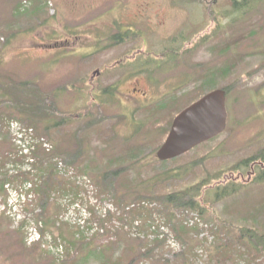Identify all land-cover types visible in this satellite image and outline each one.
<instances>
[{
  "label": "rangeland",
  "instance_id": "rangeland-1",
  "mask_svg": "<svg viewBox=\"0 0 264 264\" xmlns=\"http://www.w3.org/2000/svg\"><path fill=\"white\" fill-rule=\"evenodd\" d=\"M21 1L0 0V34L8 41L2 49L0 84L28 81V85L21 84L18 89L29 86L33 91L35 85H40L46 93L43 92L42 97H29L27 101L31 103L32 112L40 113L39 128L48 123L49 133L46 134L54 142V154L78 171L88 173L95 181L98 199L113 202L118 206V212L114 210L116 213L112 214L111 209H105L106 217H109L102 224L103 232L92 230L89 240L77 238V229L72 225L55 228L53 221L66 206L52 198V194L70 193L75 197L77 188L59 177L49 157L40 154L37 170L42 183L36 197L24 203L19 201L11 211L12 221L0 217V264H57L38 246H27L24 242L27 221L36 222L39 216L47 230L58 232L65 238L64 264H218L210 252L214 245L225 240L230 250L235 249L231 253L233 262L246 264V259L236 252L243 247L236 245L235 236L238 227L251 225L264 235V178L257 180L261 171V166L257 165L261 161L252 166L254 172L251 165L238 170L232 168L253 149L264 145V69L247 74L259 61L264 62V0H55L54 16L48 14L42 0H27L31 3L29 10L18 13ZM39 8V18H48L52 29L47 23L36 25L33 21L36 15L33 10ZM41 30L46 32L44 37ZM74 31L79 33V38L73 37L71 32ZM49 32L52 40L56 38L57 41H49ZM110 32L114 38L125 40L124 45L98 56L100 61L109 57L104 65L111 70L114 58L117 59L122 49H126L124 55L127 54L120 59L125 70L127 65L141 69L153 62L138 75L120 81V91L133 94L132 81L138 78L141 82L138 93L153 98L149 105L167 96L168 101L177 97L182 107V98L186 95H190V99L211 87L233 84L226 100L227 129L186 154L161 162L154 160L152 152L153 146L161 141L159 128H150L149 123L148 129L142 128L133 134L137 129L134 130L133 122H148L147 111L139 108V100L124 94H119L117 99L121 98L120 101L97 98L91 105L84 100L83 110L96 117H106L97 126L88 128L81 126L85 118L73 120L70 115L75 113L81 94L70 101L73 92L68 90L65 96V90L61 88V94L58 86L65 82L70 84L71 80L65 81L64 78L73 79L78 72L73 70L70 61L64 59L57 63L59 53L64 52L60 46H104L108 42L104 39L105 34ZM87 37H99V43L90 44ZM50 45L58 48L47 50ZM134 48L135 57L132 56ZM84 50L82 47L77 49L78 53L75 49L66 52L81 62L80 52ZM158 55L165 63L163 66L158 67ZM36 58L43 60L35 62L45 72V75L40 72L42 79L32 77L33 70L37 69L32 66ZM88 68V64L83 67L77 64V71L82 69L81 73H85V83L89 84L85 89L88 91L95 83L106 86L113 83L114 78L119 80L118 75L124 72L116 68L92 79ZM73 85H76L75 80ZM99 86L101 94H106ZM19 90L14 91L12 86L1 88L0 85L2 160L16 154L12 140L20 144L18 138L12 136L11 140L8 135L7 120L18 117L28 123L25 121L27 113L18 109V102L15 104L5 98L7 93L13 95ZM166 105L170 106V102ZM117 113L124 118L119 119ZM59 120L63 121L62 127H59ZM101 126H112L115 135L108 137V130ZM133 130L132 136L124 137ZM137 142L138 145L131 150L142 151L139 154L122 147ZM139 155L145 158L139 160L136 168L125 166L131 156ZM194 159L203 160L200 165L191 167ZM215 170H224V174L214 180L211 187L216 183L223 184L227 179L238 184L255 182L244 185L220 201H213L212 194H205L207 211L204 214L197 215V210L188 207L174 209L170 214L162 196L164 192H172L181 185L215 173ZM107 171L117 175L102 178ZM145 179L148 180L143 181ZM10 181L16 186L23 180L14 178ZM0 194L5 195L1 180ZM145 195L147 197L143 198ZM131 204L135 206L128 208ZM94 219L101 223L98 212ZM231 260H227V264Z\"/></svg>",
  "mask_w": 264,
  "mask_h": 264
},
{
  "label": "trees",
  "instance_id": "trees-1",
  "mask_svg": "<svg viewBox=\"0 0 264 264\" xmlns=\"http://www.w3.org/2000/svg\"><path fill=\"white\" fill-rule=\"evenodd\" d=\"M233 1L236 2V0H233ZM40 9L41 8H39L37 10H33L36 12V15H34L33 17L37 18L39 16V11H41ZM17 12L21 13L19 10H17ZM47 21H48V18H44L43 20L40 21V23L44 24ZM6 43H8L7 38H6L5 44ZM115 44H117V42ZM115 44L113 42L111 44H108L107 46H112ZM163 63H164V61H163ZM262 69H264V62L259 61V63L254 68H252L251 70H249L247 72V74L248 75L255 74V73H258L259 71H261ZM29 83L30 82H28V81L22 82V83L14 82V81H5L4 83H2V88H6L5 84H9V85H12V89L14 91H17V90H19L18 86H20L21 84H25V86H26ZM214 88H216V87H211L208 90L210 91ZM221 88L225 90V95L227 98L229 96L230 92L232 91L233 84L227 85V86H222ZM28 90H30L29 86L23 87V89H22V91H24V92H27ZM34 90L37 91L38 94H40L41 96L43 95V92L38 88L37 85H35ZM16 93L17 92H14L13 95H11L10 93H7V94H10V96L7 97V99L10 102H15V103L18 102V109L22 112L28 113L27 107H28V105H30V104H27L28 97L27 96H25V97L24 96H18V94H16ZM29 96L32 97L33 94L29 93ZM189 96L190 95H186L182 98V102H184V104L187 103ZM34 98H37V96H35ZM195 98H196V95L194 97H191L190 99L194 100ZM170 106L171 107L168 108L167 110L165 107H163L164 112L162 115V118L168 120L169 124H170L173 116L175 115V113L178 110H180L181 101L176 98L170 103ZM83 115H88V114H83ZM26 121H28V120H26ZM156 123L158 124V122H156ZM30 124L33 125L34 127L36 126V125H34L33 122ZM90 124H91V122H90ZM252 151L253 152L251 154H248L243 159H241L237 163V166L232 168V169L238 170L244 165L250 166L251 164H253L257 160L264 162V145L258 146L255 149H253ZM204 158H206V156ZM202 160L203 159H201L199 161L197 159L192 160V162L190 164L191 167L195 164L200 165ZM126 167H128V166H126ZM214 172L215 173H213V174L207 175V176L202 177V178L195 179L191 182H188L184 185H181L180 187L173 190L172 192H164L162 194V196L165 199V203H167L166 209L170 212V214H173L174 208L178 207V206L189 207V208H192L194 210L199 211L200 214H204L207 211V207H206L205 203H203L205 200V194L206 195L212 194L214 196L213 201H220V200H223L224 198H226L232 194H235L241 187H243V185H245V184H238V182H236L234 180H227L225 183H223L221 185H218L216 183L214 185L215 187L208 188L214 180L220 179L224 174L223 173L224 170H219V171L215 170ZM260 172H261L260 175L263 176L264 175V169H261ZM108 174H110L111 176L117 175V173H115V172L114 173L109 172ZM105 177H106V175H105ZM261 179H263V177ZM251 182H252V180H251ZM208 190H210L211 193H210V191L208 192ZM45 195H46V193H45ZM45 197H47V195ZM146 197H147V195H145L143 198H146ZM235 237L237 238L236 239V245L243 247L242 249H236V252L241 254V257L243 259H246V264H264V235L261 234V232L259 231V229L255 225H253L251 227H247V226L238 227L237 228V234ZM228 246H229V243H227L226 240L223 243H219V244H216L213 246V249L210 252V255L212 256V258L214 260H216V262L218 264H220V263L227 264L229 262L227 260H231V259L232 260L230 261V264H235V262H233L234 259H233V256L231 254L232 250H235V249L233 248L230 250L228 248ZM230 246L233 247V244L231 243Z\"/></svg>",
  "mask_w": 264,
  "mask_h": 264
},
{
  "label": "water",
  "instance_id": "water-1",
  "mask_svg": "<svg viewBox=\"0 0 264 264\" xmlns=\"http://www.w3.org/2000/svg\"><path fill=\"white\" fill-rule=\"evenodd\" d=\"M226 116L225 91L215 89L206 93L174 118L157 157H175L220 134L225 129Z\"/></svg>",
  "mask_w": 264,
  "mask_h": 264
},
{
  "label": "flooded vegetation",
  "instance_id": "flooded-vegetation-1",
  "mask_svg": "<svg viewBox=\"0 0 264 264\" xmlns=\"http://www.w3.org/2000/svg\"><path fill=\"white\" fill-rule=\"evenodd\" d=\"M117 63H118V61H117ZM142 69L143 68H141V70ZM120 70H123L124 72L122 74L118 75L119 80L117 78H114V80H113L114 82H117L116 89L112 92V95H110L113 98H118L116 96L117 93L118 94H124V92L120 91V89H119V82L120 81H122V80L125 81L128 78L132 77L133 75H138L136 71H132L131 69H129L128 65H127L126 70L123 69L122 66L120 65ZM132 82H133V85L131 88V92H133V94L127 93L124 95H126L128 97H132L136 100H141L142 102H145L146 105H148L150 103V101L153 100V98L146 96L145 93H143V92H141V94L138 93V92H140L139 86L141 84V82L138 78H134V80ZM160 98H161V96H160ZM166 98H167V96H164L162 99H166ZM162 99H160V100H162Z\"/></svg>",
  "mask_w": 264,
  "mask_h": 264
}]
</instances>
